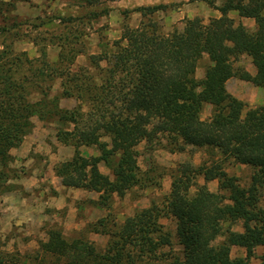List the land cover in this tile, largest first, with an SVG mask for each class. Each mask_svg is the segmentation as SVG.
<instances>
[{"label":"trees","instance_id":"obj_1","mask_svg":"<svg viewBox=\"0 0 264 264\" xmlns=\"http://www.w3.org/2000/svg\"><path fill=\"white\" fill-rule=\"evenodd\" d=\"M81 2L91 6L98 0ZM211 6L219 17L207 23L187 19L182 29L167 34L152 18L165 5L135 8L132 12L141 15L139 25L124 27L111 52L89 55L92 72L74 66L81 52L75 48L80 34L74 24L82 17L59 19L65 32L51 38L59 47L54 62L47 60L45 46H39L38 57L29 58L0 41V195L14 176L8 169L10 151L29 134L36 116L55 121L56 140L74 150L70 159L53 168L61 186L97 194L90 203L108 212L87 225L90 233L108 238L102 249L82 238L66 240L59 230L49 229L33 253H0V264H248L256 248L262 249L259 264H264V103L249 108L225 89L229 79L237 78L264 92V0H221ZM230 12L253 20L255 30L229 18ZM4 32L3 24L0 34ZM203 56L209 65L197 79ZM241 56L251 60L254 76L234 66ZM55 81L59 91L49 97ZM34 93L39 100H30ZM59 98L79 104L63 109ZM82 106L86 112H80ZM206 106L212 107L211 115L203 120ZM161 141L172 152L181 145L211 149L221 160L210 166L178 164L161 204L116 224L109 214L113 197L154 185L147 172H141L136 147ZM81 147H95L98 155H83ZM224 160L256 170L250 183L241 186L227 175ZM100 163L110 176L99 171ZM198 177L216 180L217 191L202 185L191 193ZM162 219L174 223L178 253L163 252L171 250L172 234ZM236 223H241V232L232 230ZM233 247L243 249L247 259L231 258Z\"/></svg>","mask_w":264,"mask_h":264},{"label":"rangeland","instance_id":"obj_2","mask_svg":"<svg viewBox=\"0 0 264 264\" xmlns=\"http://www.w3.org/2000/svg\"><path fill=\"white\" fill-rule=\"evenodd\" d=\"M26 0H0V21L4 19L5 22H0V26L5 25L6 32L0 34V41L3 44L13 46L16 53L25 52L29 58H36L39 56V46H45L47 60L54 62L59 53V47L56 45V39L51 40L53 37L63 35L64 27L60 24L61 18H77L82 17V21L76 22L74 27H77V32L80 34L79 44L75 47L80 50V54L75 57V67H85L92 72L91 64L88 60L89 55H101L113 50L112 43L118 40L122 34L123 28L127 25L130 27V20L135 8L140 7H153L157 5H165L166 8L154 13L152 18L158 23L161 31L164 34L172 32L173 30H180L183 23L187 19L194 17L200 18L204 23L210 19L215 18V10L211 6H219L221 0H98L94 5H83L81 0H61L56 6L42 9L41 16L27 17L25 13ZM210 3V4H209ZM186 9L183 13V19L177 20L173 17V12L177 9ZM118 11V12H117ZM96 13L95 17L90 16V13ZM127 12V13H126ZM112 14V23L117 14L121 16V23L116 27L117 33L110 30L109 26L102 23L103 16ZM26 14V15H25ZM92 17V18H91ZM91 18V19H90ZM126 22H128L126 24ZM35 25L37 27H35ZM250 31L255 30V24L244 25ZM133 28V27H130ZM209 61L206 56L198 60L195 77H201L205 69L208 67ZM101 67L105 66L104 62L100 63ZM235 67H241L250 75H255V68L250 63L246 56H241L239 61L235 63ZM251 72H253L251 74ZM201 79V78H200ZM225 89L228 94L234 92L239 96L235 97L237 100L243 102L247 107L252 108L261 105L262 101L257 94V90L250 83L241 81L237 78L231 79L225 84ZM59 91V82L55 81L49 97L53 96ZM244 96L251 98L250 101L244 99ZM40 95L34 93L31 95V101L39 100ZM59 106L63 109L72 110L78 106V102L74 99L59 98ZM211 109H203L201 118L207 119L211 115ZM87 108L82 106L80 112H86ZM32 128L26 137H31L38 141L40 152H29L27 158L37 161L39 165H43L44 169L54 167L56 164L70 159L74 150L71 147L61 145L55 137L57 123L55 121H41L38 117L31 118ZM23 142V141H22ZM166 142L161 141L159 144L146 146L141 142L137 147L139 153L137 163L141 172H147L148 176L152 178L154 185L146 186L144 188L135 187L128 191L122 198L113 197L112 207L110 209V217L114 219L116 224L120 225L122 222L136 214L142 209L150 207L152 204H161L163 199L168 196L170 191L171 171L182 163H190L197 166H210L213 163L219 162L221 157L214 150L207 148H195L190 145H181L180 151H171L165 147ZM20 146V145H19ZM80 153L86 156L98 155V150L95 147H81ZM31 154L38 156L34 158ZM20 163V162H19ZM22 164H17L16 172L23 174L21 168ZM223 170L229 176L237 178L241 186H247L252 175L256 170L248 167L234 164L231 160L223 161ZM99 171L110 176L109 170L103 163L98 165ZM24 175H27L24 173ZM204 185L210 192L217 191V181L205 182L202 177L195 180V185L191 188V193L195 192L197 186ZM65 198L73 200L76 198L77 202L69 209L77 208V212L73 211L67 216L68 209L59 210L61 213L58 217L48 218L40 229L33 228L30 230V235L25 237L21 233H11V238L18 240V244L9 243L5 238L0 239V253L12 257L14 255L23 256L33 253L38 248V243L46 239V233L49 229L59 230L61 235L66 240L82 238L94 244L99 249L104 248L108 238L101 234L90 233L87 229L89 223H96L98 220L108 215V212L93 206L90 201H95L98 198L97 194L84 196L77 191H65ZM62 204V203H60ZM59 204V205H60ZM264 206V203H261ZM58 211V212H59ZM74 215V216H73ZM160 223L164 229L172 234V248L164 249L163 252L171 255L179 252V247L176 245L174 238V223L169 219H162ZM232 230L241 232V223H236ZM219 239L218 241H220ZM262 249L256 248L253 251L251 258H246V253L243 249L233 247L231 249V258H246L248 264H259V257Z\"/></svg>","mask_w":264,"mask_h":264},{"label":"crops","instance_id":"obj_3","mask_svg":"<svg viewBox=\"0 0 264 264\" xmlns=\"http://www.w3.org/2000/svg\"><path fill=\"white\" fill-rule=\"evenodd\" d=\"M59 1L61 0H26L25 13L27 11V17L35 18L38 15L41 16L42 9L47 10V8L54 7L57 3H59ZM134 1L136 2L140 0ZM141 6L142 5H140V7ZM185 11V8L183 11L181 9H177V11L173 12L172 15L175 19L180 21L183 19V13ZM215 12L216 13L214 17H219V13L216 10ZM228 17L234 19L237 23H241L242 25L251 24L254 26L253 20L238 18L235 12L228 13ZM114 20L115 22L113 21L112 23V14L109 13L108 15L103 16L101 22L107 24L110 30H114L113 32L117 33L118 30L116 27L119 23H121L120 14L116 13ZM140 20V13L134 12L129 23L130 27H137ZM127 23L128 22H126V24ZM252 73L253 72H251V74ZM254 73H256V70ZM203 75L199 77V79L202 78ZM196 78L198 77L196 76ZM230 80L231 79H229L226 83H228ZM254 88L257 90V94L259 95V98L262 101L261 103L263 104V90L255 86ZM231 95L239 97L235 91L231 92ZM244 99L247 101L251 100V98L247 96H244ZM210 107L211 106H206L205 109L208 110ZM38 144L39 143L37 140L32 139L29 136L24 138L19 147L10 151L12 160L8 164V169L13 171L14 176L9 178L6 182V186H8L9 189L0 195V239L2 240L5 238L6 241H9V243L18 244V240L14 239L13 237L11 238V233L19 232L23 237L30 235L29 233L31 229H40L41 225H43L48 218L56 219L60 213L61 215H64L59 210L64 208L68 209L69 211L67 212V216H69L70 213H73V211L76 214V207L73 208V210L69 208L75 205L77 200L76 198H73V200H68V198H65L64 192L66 190L77 191L80 194L83 193L85 197L95 194L81 190L64 188L61 186L59 179L54 175V167L44 169L43 165H39L37 161L27 158L28 153L31 151L38 153L40 152ZM31 155L34 158L38 157L34 154ZM17 164L23 165L21 166L23 174L18 175L19 171L18 173L16 172ZM9 170L7 172H9ZM24 173L27 175H24Z\"/></svg>","mask_w":264,"mask_h":264}]
</instances>
